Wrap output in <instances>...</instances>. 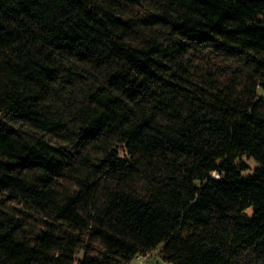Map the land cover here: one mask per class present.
Masks as SVG:
<instances>
[{
	"label": "trees",
	"instance_id": "trees-1",
	"mask_svg": "<svg viewBox=\"0 0 264 264\" xmlns=\"http://www.w3.org/2000/svg\"><path fill=\"white\" fill-rule=\"evenodd\" d=\"M260 89L264 0H0V264H264Z\"/></svg>",
	"mask_w": 264,
	"mask_h": 264
},
{
	"label": "rangeland",
	"instance_id": "rangeland-1",
	"mask_svg": "<svg viewBox=\"0 0 264 264\" xmlns=\"http://www.w3.org/2000/svg\"><path fill=\"white\" fill-rule=\"evenodd\" d=\"M260 93L264 95V91L262 89H260ZM244 161L250 165V167L248 169H245V171L243 172V175L247 176L248 174L254 171L258 163L254 161V159H249V158H245ZM74 264H78V263H74ZM131 264H174V263L165 260L162 257V254L158 250H156L147 256L136 257L135 259L132 260Z\"/></svg>",
	"mask_w": 264,
	"mask_h": 264
}]
</instances>
